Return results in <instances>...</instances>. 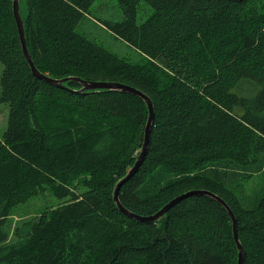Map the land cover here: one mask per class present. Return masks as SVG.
<instances>
[{
  "label": "trees",
  "instance_id": "1",
  "mask_svg": "<svg viewBox=\"0 0 264 264\" xmlns=\"http://www.w3.org/2000/svg\"><path fill=\"white\" fill-rule=\"evenodd\" d=\"M19 0V8H20ZM95 0H25L32 74L12 0H0V264H238L226 207L191 193L156 220L121 212L116 183L139 217L192 190L233 212L243 264H264V190L248 204L240 182L264 170V0H117L121 20L96 18L139 53L121 57L77 30ZM150 6L136 22L137 6ZM83 187V191L78 189ZM49 189L64 199L14 218Z\"/></svg>",
  "mask_w": 264,
  "mask_h": 264
},
{
  "label": "rangeland",
  "instance_id": "2",
  "mask_svg": "<svg viewBox=\"0 0 264 264\" xmlns=\"http://www.w3.org/2000/svg\"><path fill=\"white\" fill-rule=\"evenodd\" d=\"M90 15L84 17L77 30L84 33L86 36L96 43L104 46L108 50L116 53L121 57H127L131 60L139 59V53L126 44L124 41L116 37L104 25H102L96 18L103 20H121L123 12L118 5L117 0H95L90 5ZM26 2L20 1V12L24 16L26 14ZM150 12V6L146 2H141L137 6L136 22H142ZM2 63L0 62V73L2 71ZM9 107L6 102H0V135L6 129ZM244 187V191L249 195V205L254 203L261 192L264 190V170L253 174L250 178L240 182ZM83 187L78 189V192L83 191ZM64 199L54 197L49 189L40 191L37 195L31 197L26 202L17 205L15 209V216L34 214L44 206L57 205Z\"/></svg>",
  "mask_w": 264,
  "mask_h": 264
},
{
  "label": "water",
  "instance_id": "3",
  "mask_svg": "<svg viewBox=\"0 0 264 264\" xmlns=\"http://www.w3.org/2000/svg\"><path fill=\"white\" fill-rule=\"evenodd\" d=\"M19 0H12V13H13V16H14V19L16 22V27H17V31H18V35H19V39H20V43H21V48H22V51H23V54L26 58V61L28 62L29 66H30V69L32 71V74L38 78H41V79H44L52 84H54L55 86H60V87H63L62 83L64 81H66L67 79L69 78H51L45 74H42L33 64V62L31 61V57H30V54H29V51H28V48L27 47V43H26V38H25V32H24V26H23V22H22V18L20 16V12H19ZM77 81H79L82 85L80 91L82 90H93V89H96V88H105V89H118V90H122V91H126V92H131V93H134V94H137L139 96H141L146 105H147V109H148V117H147V121H146V126H145V131H144V139H143V143H142V147H141V150H140V153L138 154V156L136 157V160L134 161V164L133 166L129 169V171L125 174L124 177H122L115 185V188L114 191H113V202L116 203L118 209L121 211V212H124L126 215L128 216H131V217H136V218H140L142 220H156L158 219L160 216H162L164 214V212L167 211V209L173 204L175 203L178 199L186 196V195H189L191 193H202V194H207L209 196H211L212 198H215L217 199L218 201H220L227 209L229 215H230V218H231V221H232V231H233V238H234V241H235V244L237 246V262L238 264H243V257H244V249L242 247V245L240 244V241L238 239V234H237V227H236V219L234 217V214L233 212L230 210V208L224 203V201L219 198L218 195L216 194H213L212 192H209L207 190H192L190 192H187V193H184V194H180L178 196H176L175 198H173V200H169L166 204H164L157 212H155L154 214L152 215H147L146 217H139L135 214H133L132 212L128 211L127 209H125L122 204L120 203L119 201V189H120V186L122 183H124L127 179H129L136 171L137 169L139 168V166L141 165L143 159H144V156L146 154V147L148 145V140H149V135L150 134V128H151V124L153 121V105H152V102H151V99L146 95L144 94L143 92H141L140 90L134 88V87H131V86H128V85H125V84H120V83H114V82H94V81H84V80H81L79 78H73ZM119 188V189H118Z\"/></svg>",
  "mask_w": 264,
  "mask_h": 264
}]
</instances>
